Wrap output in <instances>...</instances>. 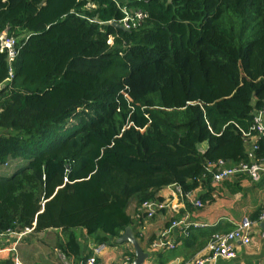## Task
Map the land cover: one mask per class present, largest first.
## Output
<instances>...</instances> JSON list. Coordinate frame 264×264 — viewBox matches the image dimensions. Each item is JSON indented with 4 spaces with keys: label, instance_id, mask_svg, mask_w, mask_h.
<instances>
[{
    "label": "trees",
    "instance_id": "1",
    "mask_svg": "<svg viewBox=\"0 0 264 264\" xmlns=\"http://www.w3.org/2000/svg\"><path fill=\"white\" fill-rule=\"evenodd\" d=\"M125 6L147 15L135 30L110 24ZM5 32L21 45L11 81L0 52L6 239L61 230L60 250L84 263L94 249L81 259L82 240L116 245L128 227L141 240L142 205L161 190H201L206 205L209 165L263 164L251 128L264 106V0H0ZM214 233L185 242L201 234L205 247Z\"/></svg>",
    "mask_w": 264,
    "mask_h": 264
},
{
    "label": "crops",
    "instance_id": "2",
    "mask_svg": "<svg viewBox=\"0 0 264 264\" xmlns=\"http://www.w3.org/2000/svg\"><path fill=\"white\" fill-rule=\"evenodd\" d=\"M206 147L207 145H204L202 148L205 150ZM262 163L264 165V160ZM216 188L213 202L204 205L203 208H197L188 201L175 198L173 188L167 187L159 192V198L168 207L159 211L155 218L147 220L145 226L139 230L141 248L150 256L144 264H178L203 254L206 246L201 247L200 241L203 237L201 234L194 242H185V238H189V232L193 230L216 229V233H226L225 231H233L244 218L257 221L259 212L264 207V175L260 181H253L250 176L241 174L217 184ZM200 194L201 190L194 193V197L199 199ZM134 210L135 205L130 209V213L134 214ZM183 216L189 218L187 224L198 223L202 226L190 228L188 234L185 227L176 226L166 235V238L175 244V248L153 250L152 244L159 239L161 233L171 228L173 222ZM263 230L264 223L255 226L251 232V243L248 245L236 241L234 259H220L211 264H264V240L261 238ZM63 241L61 230L31 234L24 237L16 247L15 239L5 238L0 250V263L10 259L14 263V257L17 255L23 264H82L83 262H76L74 257L68 258L63 254L58 247ZM80 243L81 259L99 245L90 239L87 242L82 240ZM132 252L133 248L127 243L106 244L96 264H119Z\"/></svg>",
    "mask_w": 264,
    "mask_h": 264
},
{
    "label": "built area",
    "instance_id": "3",
    "mask_svg": "<svg viewBox=\"0 0 264 264\" xmlns=\"http://www.w3.org/2000/svg\"><path fill=\"white\" fill-rule=\"evenodd\" d=\"M123 18L118 22L124 30L131 31L137 29L143 21L147 18L141 10H131L128 7H122ZM116 22H110L114 24ZM21 45L17 38L10 36L8 32H5L0 39V52L7 55V60L9 63V78L7 81H11L14 78V68L13 63L20 54ZM251 131L257 132L258 136L264 139V106L259 110L254 116V123ZM248 137V136H247ZM252 137V136H251ZM253 149H257V146H253ZM216 168L214 171L213 169ZM207 172L212 173L213 182L221 184L223 181L233 178L239 174H246L251 177L253 181H260L261 177L264 175V165L257 162L252 164H240L236 167L228 168L225 166L223 161H218L214 165H209L207 167ZM174 189V196L181 201H188L192 203L197 208H203L204 204L198 198L194 197V193L185 194L180 186H171ZM168 205L164 202H145L142 205V213L146 215L147 219H153L157 216L159 211H163ZM189 218L183 216L178 221H174L171 228L163 231L158 240L152 244V249L156 251L167 250L175 248V244L166 238V235L171 232V229L176 226H182L187 229V234L190 228L200 227L202 224L193 223L187 224ZM260 223H264V207L261 209L260 215L257 221H253L249 218H244L236 226L233 231L227 233H216L212 236L209 243L206 245L204 253L200 256L187 261L180 262L178 264H211L212 262L218 261L220 259H234L236 257V250L234 243L236 241H241L243 244L248 245L251 243V232L252 229ZM33 230L27 229L21 233H10V238L15 240L14 246L16 247L18 243L26 236L31 234ZM190 233V232H189ZM261 238L264 240V230L261 232ZM5 237L0 234V250ZM105 245H100L94 248V254L88 258L83 264H96L97 258L103 252ZM15 248L12 249L14 251ZM130 256H126L119 264H132ZM14 264H23L19 257L16 255L14 257Z\"/></svg>",
    "mask_w": 264,
    "mask_h": 264
},
{
    "label": "water",
    "instance_id": "4",
    "mask_svg": "<svg viewBox=\"0 0 264 264\" xmlns=\"http://www.w3.org/2000/svg\"><path fill=\"white\" fill-rule=\"evenodd\" d=\"M168 1L169 3L172 2V0H168ZM114 25L124 30V28L121 25L116 23H114ZM116 242L127 243L133 248L134 261L132 264H144L145 261L150 257L149 254L145 253L141 248L140 242L135 236L131 227H128L121 236V238H119Z\"/></svg>",
    "mask_w": 264,
    "mask_h": 264
},
{
    "label": "rangeland",
    "instance_id": "5",
    "mask_svg": "<svg viewBox=\"0 0 264 264\" xmlns=\"http://www.w3.org/2000/svg\"><path fill=\"white\" fill-rule=\"evenodd\" d=\"M70 130L71 131H69V133L72 132L73 128H71ZM202 147L203 146H201V150H204V148H202ZM27 162H28V159L24 161L25 164H27ZM13 173H14V169H11V168L6 170V171L1 172V174H5V176H8V177L11 176ZM132 203H135V201H132ZM78 234H79V232H78Z\"/></svg>",
    "mask_w": 264,
    "mask_h": 264
}]
</instances>
